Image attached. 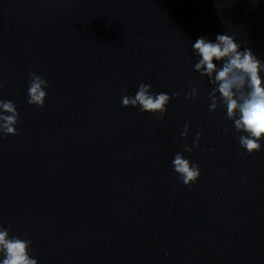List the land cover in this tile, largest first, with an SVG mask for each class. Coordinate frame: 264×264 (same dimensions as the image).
Returning <instances> with one entry per match:
<instances>
[{"label":"clouds","instance_id":"9594fccd","mask_svg":"<svg viewBox=\"0 0 264 264\" xmlns=\"http://www.w3.org/2000/svg\"><path fill=\"white\" fill-rule=\"evenodd\" d=\"M199 57L194 70L202 77H207L214 87L208 93L209 111L214 112L223 106L226 108V118L234 123V129L239 135L236 139L241 148L248 154L261 150L260 141L264 139V61L254 54L251 48L241 50V44L236 42L235 35L217 34L215 41L206 37L198 38L192 45ZM217 62H221L218 67ZM48 81L36 73H29L28 100L32 106L43 108L47 97ZM0 87H3L0 84ZM152 85L140 83L135 95H124L122 106L137 107L141 113H152L157 119H163L167 113V105L171 96L164 92L153 93ZM219 94V95H218ZM172 95H179L173 93ZM188 99L198 95L196 88L185 93ZM0 135L6 138L17 135L16 125L20 113L11 100L0 99ZM190 122H185L180 136L187 139ZM227 131V129H225ZM202 132H197L193 138V146H184V151L192 153L199 146ZM177 179L186 187L195 184L201 171L198 164L190 162L182 152L175 154L172 161ZM226 171V170H225ZM30 240L9 235V230L0 226V264H38L29 254Z\"/></svg>","mask_w":264,"mask_h":264}]
</instances>
